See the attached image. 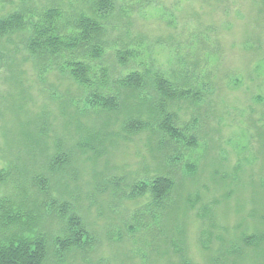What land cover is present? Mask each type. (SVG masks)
Returning a JSON list of instances; mask_svg holds the SVG:
<instances>
[{
	"label": "rangeland",
	"instance_id": "1",
	"mask_svg": "<svg viewBox=\"0 0 264 264\" xmlns=\"http://www.w3.org/2000/svg\"><path fill=\"white\" fill-rule=\"evenodd\" d=\"M95 1L0 3V17L29 7L34 15L28 13L29 27V21L37 19L35 14L59 6L63 20H70L68 33L76 32L81 14L93 15L103 26L102 57L77 55L92 65L99 89L116 96L120 79L140 71L147 75L140 95L151 98L158 108L153 117L143 114L130 120L137 121V129L125 127L130 135L116 152L112 164L118 167L103 175L106 183L98 189L84 186L79 192L82 215L95 240L84 252L63 257L61 264H173L176 261L169 263L161 252L170 250V259L174 257V241L185 248L190 264H218L212 262L216 259L239 264L238 258L241 264L263 263L264 246L253 247L246 257L240 256L244 253L239 249L241 233L251 235L256 227H264V0H111L106 12ZM14 39L17 45H6L20 50L19 59L26 58L24 91L21 98L17 95L21 91L12 92L7 79L10 68L6 60L0 63V168L20 155V125L33 114L45 115L41 118L49 123L47 134L66 139L62 128L69 118L66 109L93 115L99 110L87 101L90 88L76 83L61 65L49 72L33 67L24 43ZM120 51L131 52L124 64ZM102 68L107 70L105 87L98 80ZM158 72L195 96L162 102L151 81ZM66 98L69 106H63ZM17 102L22 112L14 119L9 107ZM167 115L179 137L161 128ZM90 163L85 160L89 169ZM88 172L85 180L92 178ZM156 175L175 181L170 204L187 202L188 216L177 232L168 229L163 215L160 218L151 194L135 189L137 183L152 181ZM204 208L210 210L211 219L202 216ZM48 213L55 216L48 224L56 225L60 221L57 207H49ZM165 237L173 241L172 251ZM55 241L50 242L52 262L48 264H56V252H62ZM231 253L238 257L231 260Z\"/></svg>",
	"mask_w": 264,
	"mask_h": 264
},
{
	"label": "trees",
	"instance_id": "2",
	"mask_svg": "<svg viewBox=\"0 0 264 264\" xmlns=\"http://www.w3.org/2000/svg\"><path fill=\"white\" fill-rule=\"evenodd\" d=\"M11 1L0 0V3ZM95 2L98 9L103 12L112 6L111 0ZM37 11L35 9L34 13ZM28 13L34 16L29 7L22 6L19 10L0 17V63L6 60V66L10 68L7 79L12 86V92L21 91L17 94L21 98L24 91L22 74L25 70L22 67L26 58L23 56L19 59L17 54L20 50L16 46H9L17 45L14 39L16 36L29 51L33 67L49 72L50 69L61 65L60 69L67 71L68 76L76 83L90 88L91 95L87 101L100 111L94 112L96 115H93L87 112L81 114L74 108L66 109V118L68 116L69 118L62 126L66 131L64 133H67L66 139L47 134L49 128L46 126L49 123L43 117L42 120L41 116H45L43 114H33V117L30 116L21 123L22 143L18 151L20 155L15 161H9L7 167L0 168V264H48L49 261L51 263L50 242L54 240L62 248V252H56V264H61L63 257L84 252L83 249L90 248L95 240V235L88 230L82 215L84 212L79 205L81 201L79 192L84 186L98 189L100 184L106 183L103 175L109 169L118 167L112 164L113 160L123 141L130 135L124 132L125 127L129 125V128L137 129V121L130 123V120L141 119L143 114L148 118L153 117L158 108L151 98L140 95L147 79V75L140 71H132L120 79L121 90L116 96H107L99 89V84L94 80L92 65L77 55H87L94 60L102 57L100 36L103 26L93 15L81 14L75 23L76 32L68 33L66 26H69L70 20L69 22L63 20L61 7L54 5L44 8L35 14L37 19L29 21L30 27L26 22ZM130 54V51H120L121 63H126ZM73 55V58H69ZM100 71L101 76L98 80L105 87L107 70L102 68ZM151 81L162 102L183 99L188 95L195 96L192 90L179 88L162 73H155ZM66 100L67 98L64 99L63 106L66 104L69 106ZM18 104L17 102L16 106L9 107L14 119L22 112L18 109L20 108ZM82 119H86L85 122ZM75 122L77 127L74 131L72 126ZM161 128L175 137L180 136L178 130L173 127L171 115L164 117ZM86 159L91 162L89 165L91 169L87 168ZM2 160L7 161L4 158ZM86 172L91 174V179L83 178ZM151 180L137 183L135 189L139 194L146 192L151 194L160 218L163 215L169 224L168 229H175L177 232L179 223H184V218L188 216L187 202L183 204L182 200H177L170 204V195L176 185L172 178L156 175ZM113 184L114 188L119 187L117 183ZM49 207L50 209L57 207V216L60 219L53 226L49 224L55 216L48 213ZM203 213L202 216L211 219L209 209L204 208ZM168 229L166 230L169 232ZM240 239L243 247L239 250L244 253L240 256L246 257L253 247L264 246V227H256L255 233L251 235L244 231ZM164 242L170 247L173 241L171 239L168 241L165 237ZM164 242L162 240L163 244ZM181 242L183 243V240ZM172 244L173 256L177 259L174 257L170 259V250L165 252L163 248L161 253L165 255L166 260L169 263L176 261L173 264H190L191 258L185 248L179 242L174 241ZM243 248L244 251L245 248L250 251L246 249L244 252ZM170 249L172 251L171 247ZM231 255V260L238 257L236 253ZM212 262L226 264L224 260L216 259ZM238 262L241 264L239 258ZM244 264L264 262L246 261Z\"/></svg>",
	"mask_w": 264,
	"mask_h": 264
}]
</instances>
